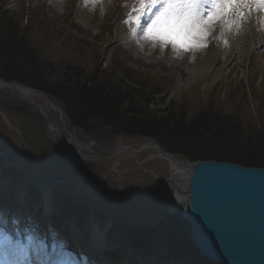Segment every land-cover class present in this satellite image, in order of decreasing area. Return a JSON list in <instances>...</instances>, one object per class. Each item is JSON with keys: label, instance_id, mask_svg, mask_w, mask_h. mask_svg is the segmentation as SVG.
Returning a JSON list of instances; mask_svg holds the SVG:
<instances>
[{"label": "rangeland", "instance_id": "374dc122", "mask_svg": "<svg viewBox=\"0 0 264 264\" xmlns=\"http://www.w3.org/2000/svg\"><path fill=\"white\" fill-rule=\"evenodd\" d=\"M6 1L0 0L1 19L13 13V9L24 7L28 14L27 20L38 23L31 26L35 36L31 38L42 41L41 46L45 51H55L58 54L54 45L58 38L65 41V47L74 46L76 42L83 58L88 63L99 62L101 67H107L117 53L119 58L136 71L162 75L167 89L163 94L169 102L182 104L190 101L194 106H199L201 99H208L207 93L211 94L210 102H222L229 93L230 98H227L230 101H224L229 105L233 99L244 103V95L247 94L250 115L258 120L264 119L263 11H252L240 23L238 30L224 31L217 25L209 37L208 46L201 49L194 60L191 51L177 53L171 45L161 49L158 43L153 47L151 42L142 38L141 31L131 29L125 20H119L113 28L108 19L115 11L117 0H100L94 8H91V4H85L84 0H17L18 6L10 0L9 13L4 8ZM123 3L127 4V0ZM21 12L15 14L21 15ZM54 30L60 32L55 33ZM198 91L204 95H199ZM219 91L220 99L213 100V96L218 95ZM10 92L0 93V110L4 112H0V149L8 157L5 158L6 162L21 171L17 175L27 172L29 177L37 180V186L41 188L51 184L56 191L57 184L61 190L72 193L80 208L94 213L96 211V217L107 218L102 221V227L109 221L117 222L120 226L134 223L146 227L155 226L162 221L166 215V204L160 199L171 200L174 188L154 180L138 167L141 166L140 161L155 153L153 142L145 138L113 135L110 139H103L100 142L102 146L94 147L93 151L79 148L80 152H75L70 146V153L66 154L67 133L75 131L79 139H85L84 134L78 128L64 129L63 119L52 108H49V119L61 130L55 134L49 132L48 124L33 105L19 100V95L12 97ZM32 97L38 103L45 104L50 100L56 105L55 100L49 97H41L36 93ZM20 128L24 130L23 134L20 133ZM52 134L63 144L56 142ZM55 143L59 146L58 149H55ZM85 155L90 163L81 158ZM32 157H35V161ZM113 165L127 170L123 173L113 172ZM143 167L163 175L170 172L169 164L161 158L148 160L143 163ZM52 179L64 182L55 184L51 182ZM3 184L4 180L0 177V189H3ZM92 186L97 194L91 190L90 195L96 196L95 199L89 198L83 190ZM93 216L95 218V214ZM177 224L179 228L175 226L171 229H167L166 224L159 225L165 228L161 230L163 236L172 234L178 241L190 237L189 228L186 231L187 227L182 221L178 220ZM131 230L124 233L125 236L122 235L120 240H126L129 232L128 238H131ZM161 238L159 233L158 241ZM189 242L191 247H195L191 238ZM191 258L201 259L196 254Z\"/></svg>", "mask_w": 264, "mask_h": 264}, {"label": "trees", "instance_id": "16d2710c", "mask_svg": "<svg viewBox=\"0 0 264 264\" xmlns=\"http://www.w3.org/2000/svg\"><path fill=\"white\" fill-rule=\"evenodd\" d=\"M27 19L23 8L21 15L8 14L0 20V75L46 93L63 107L73 125L89 130L93 122H101L129 135L152 137L166 151L190 160L264 167V119L250 115L247 94L244 103L233 99L229 105L224 103L230 101L229 93L222 102H210L211 94L207 93L208 99H201L199 106L190 101L169 102L159 73L136 71L117 53L107 67L99 62L88 63L74 40V46L65 47V41L58 38L54 42L58 54L45 51L42 41L31 38L35 37L31 29L34 20ZM219 95L220 91L213 100L220 99ZM175 218L169 219L167 229L178 226L179 220L188 231L187 221L180 215ZM160 228L163 245L198 263V259L191 258L193 254L200 256L190 246L189 236L178 241L172 234L163 236L161 230L165 228ZM131 231V240L140 248L158 245V233L152 237L148 229ZM201 264L215 263L203 260Z\"/></svg>", "mask_w": 264, "mask_h": 264}, {"label": "water", "instance_id": "95a60500", "mask_svg": "<svg viewBox=\"0 0 264 264\" xmlns=\"http://www.w3.org/2000/svg\"><path fill=\"white\" fill-rule=\"evenodd\" d=\"M0 80L26 91L16 81ZM156 148L183 167L179 177L172 172L159 179L175 185L169 211H181L199 254L221 264H264V167L179 159L159 144Z\"/></svg>", "mask_w": 264, "mask_h": 264}, {"label": "snow or ice", "instance_id": "6c2138e0", "mask_svg": "<svg viewBox=\"0 0 264 264\" xmlns=\"http://www.w3.org/2000/svg\"><path fill=\"white\" fill-rule=\"evenodd\" d=\"M157 5V11L145 20L148 9ZM252 11H264V0H135L125 23L141 31L142 38L153 47L157 43L161 49L171 45L179 53L206 48L217 25L224 31L238 30ZM66 250L62 244L60 251ZM0 264L65 262L56 251L49 250L35 230L15 236L0 218Z\"/></svg>", "mask_w": 264, "mask_h": 264}, {"label": "bare ground", "instance_id": "6f19581e", "mask_svg": "<svg viewBox=\"0 0 264 264\" xmlns=\"http://www.w3.org/2000/svg\"><path fill=\"white\" fill-rule=\"evenodd\" d=\"M98 1H100V0H98ZM102 1V0H101ZM84 3L85 4H91L92 6H91V8H94V6H96L97 5V2L96 3H93L92 2V0H84ZM263 13H264V11H263ZM253 22V21H252ZM263 25V27H264V23L262 24ZM200 50H194V51H191L192 52V59H194V60H196V57H197V54H198V52H199ZM29 95H31V94H29ZM47 103H49V102H47ZM71 138V137H70ZM71 141V142H70ZM78 140L77 139H70L69 140V138H68V142L70 143V145H74L75 144V148H76V150L78 151L79 150V147H78V143L79 142H77ZM90 147L92 146V145H89ZM173 166H174V164H173ZM175 168H176V166H175ZM174 173L176 174V176H180L181 174H182V168H177V169H174ZM96 235V234H95ZM99 235L100 234H97V236H96V239H97V241H100V237H99Z\"/></svg>", "mask_w": 264, "mask_h": 264}]
</instances>
